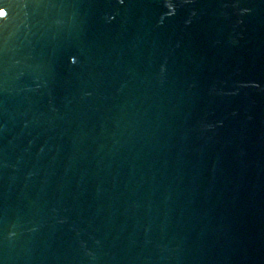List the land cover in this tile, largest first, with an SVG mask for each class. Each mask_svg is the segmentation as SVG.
Listing matches in <instances>:
<instances>
[{
  "label": "water",
  "instance_id": "water-1",
  "mask_svg": "<svg viewBox=\"0 0 264 264\" xmlns=\"http://www.w3.org/2000/svg\"><path fill=\"white\" fill-rule=\"evenodd\" d=\"M0 8V264H264V0Z\"/></svg>",
  "mask_w": 264,
  "mask_h": 264
},
{
  "label": "snow or ice",
  "instance_id": "snow-or-ice-1",
  "mask_svg": "<svg viewBox=\"0 0 264 264\" xmlns=\"http://www.w3.org/2000/svg\"><path fill=\"white\" fill-rule=\"evenodd\" d=\"M6 15V12L4 11L3 8H0V17H3Z\"/></svg>",
  "mask_w": 264,
  "mask_h": 264
}]
</instances>
